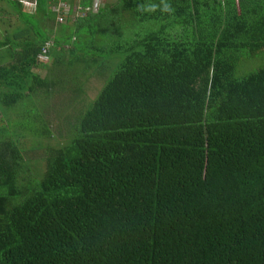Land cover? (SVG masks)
Listing matches in <instances>:
<instances>
[{
	"label": "trees",
	"instance_id": "obj_1",
	"mask_svg": "<svg viewBox=\"0 0 264 264\" xmlns=\"http://www.w3.org/2000/svg\"><path fill=\"white\" fill-rule=\"evenodd\" d=\"M72 1L0 0V264H264V0Z\"/></svg>",
	"mask_w": 264,
	"mask_h": 264
},
{
	"label": "rangeland",
	"instance_id": "obj_2",
	"mask_svg": "<svg viewBox=\"0 0 264 264\" xmlns=\"http://www.w3.org/2000/svg\"><path fill=\"white\" fill-rule=\"evenodd\" d=\"M76 1L77 0H73L72 1V7L71 10H76ZM19 4L21 5V11L25 12V13H33L34 7H32V3L33 0H18ZM23 2H30L31 5L23 3ZM55 5L53 4L52 7H54ZM0 33H2L4 31V29H8L11 30L17 26H20V23L18 22L17 18L15 15H13L11 13L10 10H8V8L5 6V4H0ZM85 11L83 8L82 10L79 12V14H77L75 17H82L83 15H85ZM72 14H74V12H72ZM54 16V17H53ZM51 16L54 21H56V15ZM56 23H61V22H57ZM42 31V29L40 30ZM38 74H43L41 70L36 69V71ZM101 85V81L97 78H90L87 81V85H85V92L86 94H88L89 97H92L93 94L95 93V91L100 87ZM66 102L63 100H59V101H54L53 105L58 109V108H62L64 106V103ZM53 124V123H52ZM23 147H25L26 149L28 148V146L30 145L29 141H24L23 143Z\"/></svg>",
	"mask_w": 264,
	"mask_h": 264
},
{
	"label": "built area",
	"instance_id": "obj_3",
	"mask_svg": "<svg viewBox=\"0 0 264 264\" xmlns=\"http://www.w3.org/2000/svg\"><path fill=\"white\" fill-rule=\"evenodd\" d=\"M89 2L91 5V9H96L99 6L101 0H89ZM23 3L31 5L30 2H23ZM51 9H52L51 11H53V13H55L56 15L57 22H62L64 17L68 15V11H69L68 5L63 2H58L54 7H51ZM83 9L87 11L89 8L85 6L83 7ZM81 10L82 7H76V11L80 12Z\"/></svg>",
	"mask_w": 264,
	"mask_h": 264
},
{
	"label": "clouds",
	"instance_id": "obj_4",
	"mask_svg": "<svg viewBox=\"0 0 264 264\" xmlns=\"http://www.w3.org/2000/svg\"><path fill=\"white\" fill-rule=\"evenodd\" d=\"M141 7H143V6H141ZM155 8H156V6L155 5H151L148 9H146V10H150V11H154L155 10ZM164 11H169L170 10V6L169 5H167V4H165L164 5V9H163Z\"/></svg>",
	"mask_w": 264,
	"mask_h": 264
},
{
	"label": "crops",
	"instance_id": "obj_5",
	"mask_svg": "<svg viewBox=\"0 0 264 264\" xmlns=\"http://www.w3.org/2000/svg\"><path fill=\"white\" fill-rule=\"evenodd\" d=\"M55 15V13H53Z\"/></svg>",
	"mask_w": 264,
	"mask_h": 264
}]
</instances>
